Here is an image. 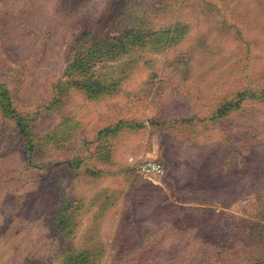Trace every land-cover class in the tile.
<instances>
[{
  "label": "rangeland",
  "instance_id": "rangeland-1",
  "mask_svg": "<svg viewBox=\"0 0 264 264\" xmlns=\"http://www.w3.org/2000/svg\"><path fill=\"white\" fill-rule=\"evenodd\" d=\"M0 264H264V0H0Z\"/></svg>",
  "mask_w": 264,
  "mask_h": 264
},
{
  "label": "built area",
  "instance_id": "built-area-1",
  "mask_svg": "<svg viewBox=\"0 0 264 264\" xmlns=\"http://www.w3.org/2000/svg\"><path fill=\"white\" fill-rule=\"evenodd\" d=\"M141 169L145 173H160L161 172V166L154 162L142 165Z\"/></svg>",
  "mask_w": 264,
  "mask_h": 264
},
{
  "label": "trees",
  "instance_id": "trees-1",
  "mask_svg": "<svg viewBox=\"0 0 264 264\" xmlns=\"http://www.w3.org/2000/svg\"><path fill=\"white\" fill-rule=\"evenodd\" d=\"M86 91H87V89H85ZM89 91H87V93H88ZM29 146H33V142L31 141L29 144H28Z\"/></svg>",
  "mask_w": 264,
  "mask_h": 264
}]
</instances>
